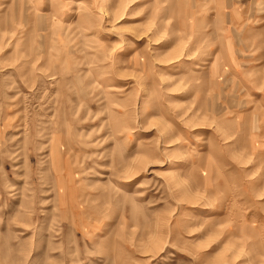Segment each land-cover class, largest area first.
Segmentation results:
<instances>
[{
  "label": "rangeland",
  "instance_id": "obj_1",
  "mask_svg": "<svg viewBox=\"0 0 264 264\" xmlns=\"http://www.w3.org/2000/svg\"><path fill=\"white\" fill-rule=\"evenodd\" d=\"M0 264H264V0H0Z\"/></svg>",
  "mask_w": 264,
  "mask_h": 264
}]
</instances>
